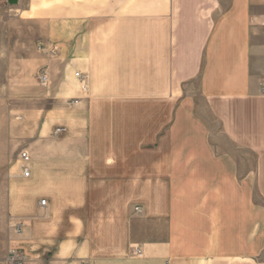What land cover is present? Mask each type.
I'll return each instance as SVG.
<instances>
[{
  "label": "crops",
  "instance_id": "crops-1",
  "mask_svg": "<svg viewBox=\"0 0 264 264\" xmlns=\"http://www.w3.org/2000/svg\"><path fill=\"white\" fill-rule=\"evenodd\" d=\"M47 3L50 107L22 112L1 260L264 264V0Z\"/></svg>",
  "mask_w": 264,
  "mask_h": 264
},
{
  "label": "rangeland",
  "instance_id": "rangeland-1",
  "mask_svg": "<svg viewBox=\"0 0 264 264\" xmlns=\"http://www.w3.org/2000/svg\"><path fill=\"white\" fill-rule=\"evenodd\" d=\"M220 1L223 6L228 2ZM44 3L45 0H16V4L11 5L8 0H0V214L6 212L5 189L9 169L23 150L19 134L22 112L28 108L50 107L48 101H43L49 80L45 87L38 81L39 74L47 69L39 66L37 56L39 50H45L42 37L47 28L43 20L36 18L37 9H52L51 5ZM195 96L197 112L207 118L212 130L222 129L210 115L213 114V105L205 104L198 94ZM214 105L219 112L229 111L228 102L219 101ZM219 134L212 136V140L222 149H228L227 139ZM249 159L253 160V157L249 155ZM2 246L0 232V260L6 252Z\"/></svg>",
  "mask_w": 264,
  "mask_h": 264
},
{
  "label": "built area",
  "instance_id": "built-area-1",
  "mask_svg": "<svg viewBox=\"0 0 264 264\" xmlns=\"http://www.w3.org/2000/svg\"><path fill=\"white\" fill-rule=\"evenodd\" d=\"M43 49H46V47L44 46ZM50 53L54 54L55 53V48H51L50 49ZM76 77H79V74H75ZM48 80H49V76L47 74V69L46 70H42V72L39 74L38 76V81H39V84L43 87L47 86L48 85ZM83 91L86 90L85 86H83L82 88ZM74 104H76L77 102L74 101L73 102ZM65 132L64 129L62 128H59V129H56L53 133V135L57 136V135H60V134H63ZM19 160L22 162L23 165H26L29 161V156L26 152H22L20 153L19 155ZM23 176L25 177H28V169L27 167H23ZM40 204L42 206L45 205V201H41ZM135 211L139 212V209H135ZM15 232L16 234H20L21 233V228L20 226H17L15 228ZM135 255L136 256H141V253L139 250H136L135 251ZM26 256L20 251V250H17V249H10L8 250L5 258L3 260H0V264H26Z\"/></svg>",
  "mask_w": 264,
  "mask_h": 264
},
{
  "label": "water",
  "instance_id": "water-1",
  "mask_svg": "<svg viewBox=\"0 0 264 264\" xmlns=\"http://www.w3.org/2000/svg\"><path fill=\"white\" fill-rule=\"evenodd\" d=\"M8 3L11 5H14V4H16V0H8Z\"/></svg>",
  "mask_w": 264,
  "mask_h": 264
}]
</instances>
